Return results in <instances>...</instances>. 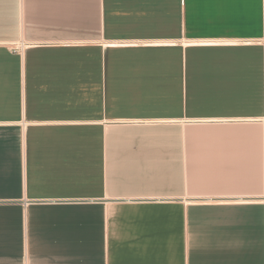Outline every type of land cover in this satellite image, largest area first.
I'll return each mask as SVG.
<instances>
[{
	"label": "crops",
	"instance_id": "0c3cea01",
	"mask_svg": "<svg viewBox=\"0 0 264 264\" xmlns=\"http://www.w3.org/2000/svg\"><path fill=\"white\" fill-rule=\"evenodd\" d=\"M0 264H264V0H0Z\"/></svg>",
	"mask_w": 264,
	"mask_h": 264
}]
</instances>
